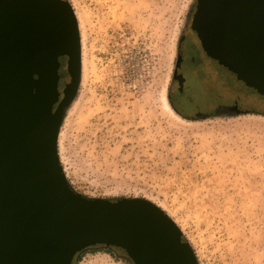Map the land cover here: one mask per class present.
<instances>
[{
  "label": "rangeland",
  "instance_id": "374dc122",
  "mask_svg": "<svg viewBox=\"0 0 264 264\" xmlns=\"http://www.w3.org/2000/svg\"><path fill=\"white\" fill-rule=\"evenodd\" d=\"M66 1L81 44V79L58 136L70 185L89 197L151 201L198 264H264V97L244 94L256 112L199 119L170 102L197 0ZM73 264L133 262L96 245Z\"/></svg>",
  "mask_w": 264,
  "mask_h": 264
},
{
  "label": "water",
  "instance_id": "95a60500",
  "mask_svg": "<svg viewBox=\"0 0 264 264\" xmlns=\"http://www.w3.org/2000/svg\"><path fill=\"white\" fill-rule=\"evenodd\" d=\"M196 16L208 54L244 92L264 97V0H197ZM80 79L66 0H0V264H71L96 244L124 249L133 264H198L159 206L89 197L66 179L58 136Z\"/></svg>",
  "mask_w": 264,
  "mask_h": 264
},
{
  "label": "flooded vegetation",
  "instance_id": "af4514ba",
  "mask_svg": "<svg viewBox=\"0 0 264 264\" xmlns=\"http://www.w3.org/2000/svg\"><path fill=\"white\" fill-rule=\"evenodd\" d=\"M196 11H192V21L179 42L174 87L170 94L174 109L189 119L217 115L216 110L222 107H226L231 116L256 112L258 102L252 100L248 102V107H243V97L247 93L224 66L208 54L196 23ZM60 62L59 86L63 87L66 58L61 57Z\"/></svg>",
  "mask_w": 264,
  "mask_h": 264
},
{
  "label": "trees",
  "instance_id": "16d2710c",
  "mask_svg": "<svg viewBox=\"0 0 264 264\" xmlns=\"http://www.w3.org/2000/svg\"><path fill=\"white\" fill-rule=\"evenodd\" d=\"M60 59H61V57H60ZM170 102H171V99H170ZM172 103V102H171ZM173 105V104H172ZM244 113H249V112H244ZM110 200H117V199H110ZM181 240L183 241V242H187L186 241V239L184 238V236L181 234ZM96 245H104V244H96ZM96 245H92V246H96ZM92 246H88V247H86V248H84V249H82V250H80V251H78V252H76L75 253V255H74V257H73V259H72V263L71 264H73V262H74V259H75V257L78 255V253H80V252H82L83 250H85V249H87V248H89V247H92ZM106 246V245H105ZM107 247H117V246H107ZM120 248V247H119ZM121 250H123L124 252H125V250L124 249H122V248H120ZM126 253V252H125ZM127 255V254H126ZM128 256V255H127Z\"/></svg>",
  "mask_w": 264,
  "mask_h": 264
},
{
  "label": "bare ground",
  "instance_id": "6f19581e",
  "mask_svg": "<svg viewBox=\"0 0 264 264\" xmlns=\"http://www.w3.org/2000/svg\"><path fill=\"white\" fill-rule=\"evenodd\" d=\"M164 102H165V106L168 108V110H170L171 111V109H170V107H169V105H168V102H167V100L166 99H164ZM172 112V111H171ZM173 113V112H172Z\"/></svg>",
  "mask_w": 264,
  "mask_h": 264
}]
</instances>
